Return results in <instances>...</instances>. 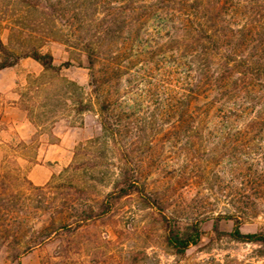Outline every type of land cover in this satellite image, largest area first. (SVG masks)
Returning a JSON list of instances; mask_svg holds the SVG:
<instances>
[{"label":"rangeland","instance_id":"obj_1","mask_svg":"<svg viewBox=\"0 0 264 264\" xmlns=\"http://www.w3.org/2000/svg\"><path fill=\"white\" fill-rule=\"evenodd\" d=\"M11 16L9 11L0 13V37L4 42L9 32L6 22L15 18ZM55 27L68 42L52 39L41 48L53 53L55 63L67 59L72 62L61 67L56 83L65 77L87 84L91 73L85 54L79 52L83 30L78 29L76 21H67L65 16L56 19ZM141 34L142 39L156 38L153 33L141 31ZM122 40L116 41L114 50ZM150 45L141 44L132 50L135 52L137 47L141 52V49L151 48ZM132 50L127 51V58L133 60L130 71L122 68L118 78L110 72L113 65L110 60H101L95 65L99 77L110 76L105 88L113 102L111 118L121 120L118 119L120 132L116 143L99 145L97 141H90L101 133L96 103L81 119L60 114L58 118H65L67 124L76 126L71 159L53 171L47 185L48 180L35 184L26 175L28 163L34 161V157H28V163L18 162V149L21 141H25L18 133L7 132L8 139L0 143L3 144L0 147V190L4 189L5 204L10 210L8 215L0 214V231L4 227L9 230L7 235L0 236V264H16L18 260L21 264H264V256L257 254V244L216 239L211 235L212 216L226 209L249 210L242 224L246 230L264 227L262 134L255 130L208 127L198 141L193 138L192 130L176 132L171 126L175 115L163 112L170 92L168 87L175 85L179 75L172 57L167 53V62L162 66L164 60L159 54L141 62ZM150 54L142 51L140 56ZM41 69L39 62L24 57L2 77L5 80L16 78V88L20 90L27 76ZM52 74V71L47 72L48 76ZM164 76L169 83H164ZM63 110L72 112L71 101L68 100ZM45 138L55 139L48 132L42 134L40 140ZM29 144L24 149L33 155L34 146L32 142ZM122 147L132 153L147 189L161 198V210L177 216L181 222L207 217L202 225L201 240L190 245L183 254L177 255L165 246L157 208L145 205L136 194L119 198L108 212L96 215L101 199L117 177L115 153ZM76 149L79 150L76 160L81 162V168L75 173L63 171L60 174L73 159ZM71 177L85 186V192L77 195L66 191ZM231 224L230 220L220 221L222 228L228 229Z\"/></svg>","mask_w":264,"mask_h":264},{"label":"trees","instance_id":"obj_2","mask_svg":"<svg viewBox=\"0 0 264 264\" xmlns=\"http://www.w3.org/2000/svg\"><path fill=\"white\" fill-rule=\"evenodd\" d=\"M8 11L15 18L6 22L8 40L4 42L0 37V69L15 65L24 57H31L42 66L39 73L27 76L19 90V104L32 123L50 126L60 114L81 119L96 103L101 133L90 141H97L99 145L116 143L121 120L111 118L113 102L105 88L110 76L99 77L95 65L101 60H110L113 64L110 72L118 78L122 68L130 71V62L133 64L127 58L128 52L134 46L150 45L152 39L151 48L140 52L136 47L132 53L141 62L159 54L164 60L162 66L167 62V53L172 57L179 75L175 85L168 87L170 92L163 112L175 115L171 126L176 132L192 130L193 138L201 141L202 132L208 127L255 130L264 139V0H0V13L8 14ZM60 16H65L67 21L73 19L84 32L79 52L85 54L90 69L87 84L65 77L57 84L55 77L61 67L72 62L67 59L55 63L53 53L41 48L52 39L68 42L55 27ZM141 31L153 33L156 38L142 39ZM120 38L123 40L114 50L113 45ZM142 51L152 54L141 57ZM48 71L53 74L48 76ZM164 77V83H169ZM68 100L72 112L63 110ZM78 152L74 151L73 159L60 174L75 173L81 168V162L76 160ZM115 156L117 177L101 199L96 215L108 212L119 198L136 194L145 205L157 208L163 243L173 253L181 255L190 245L198 243L207 217L181 222L177 216L166 214L161 210V198L142 181L132 153L122 147L116 150ZM72 178L66 191L77 195L85 192V186ZM49 183L50 180L45 185ZM6 199L1 189L2 215L10 211ZM248 211L226 209L212 216L211 235L216 239L255 243L257 254L264 256V227L255 230L242 227ZM222 219L230 220L231 227L222 228ZM8 232L4 227L0 236ZM16 264L21 263L18 260Z\"/></svg>","mask_w":264,"mask_h":264},{"label":"crops","instance_id":"obj_3","mask_svg":"<svg viewBox=\"0 0 264 264\" xmlns=\"http://www.w3.org/2000/svg\"><path fill=\"white\" fill-rule=\"evenodd\" d=\"M12 66L0 69V143L8 139L5 136L7 132L13 130L18 133L25 141H21L17 160L23 164L30 161L28 157H34V161L28 163L30 165L26 175L33 183L43 184L50 178L53 171L70 161L72 135L76 126L73 123L67 124L65 118H58L50 126L32 123L19 104L20 93L16 88L18 84L16 78L9 77L5 80L2 77V74L9 72L8 69ZM46 132L52 134L55 139L40 140L42 134ZM31 142L34 146L33 155H29L25 150ZM2 145L0 144V147ZM14 151H17L16 147Z\"/></svg>","mask_w":264,"mask_h":264}]
</instances>
